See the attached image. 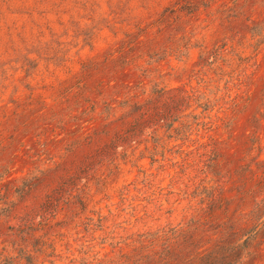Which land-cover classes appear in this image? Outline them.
Listing matches in <instances>:
<instances>
[{
	"label": "rangeland",
	"instance_id": "rangeland-1",
	"mask_svg": "<svg viewBox=\"0 0 264 264\" xmlns=\"http://www.w3.org/2000/svg\"><path fill=\"white\" fill-rule=\"evenodd\" d=\"M0 258L264 264V0H0Z\"/></svg>",
	"mask_w": 264,
	"mask_h": 264
},
{
	"label": "trees",
	"instance_id": "trees-1",
	"mask_svg": "<svg viewBox=\"0 0 264 264\" xmlns=\"http://www.w3.org/2000/svg\"><path fill=\"white\" fill-rule=\"evenodd\" d=\"M0 264H12V261L10 258H0Z\"/></svg>",
	"mask_w": 264,
	"mask_h": 264
}]
</instances>
